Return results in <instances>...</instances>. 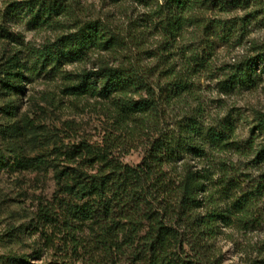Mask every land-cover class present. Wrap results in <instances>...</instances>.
I'll return each mask as SVG.
<instances>
[{"label":"trees","instance_id":"1","mask_svg":"<svg viewBox=\"0 0 264 264\" xmlns=\"http://www.w3.org/2000/svg\"><path fill=\"white\" fill-rule=\"evenodd\" d=\"M137 1L150 6L149 11L122 23L111 15V26L91 16V8L80 0L10 1L4 16L27 17L33 28L62 33L41 47L27 48L26 58L17 49L1 63L0 90L19 92L25 71L44 72L63 75L69 95L108 103L111 129L99 143L81 141L32 159L51 169L58 189L40 209L46 225L60 222L73 231V240L85 225L92 245L83 248L96 249L106 257L104 264H215L211 240L218 219L226 218L219 202L239 184L224 173L215 181L210 155L236 144L241 113L228 111L208 121L201 80L214 81L222 95L257 88L264 45L249 40L253 55L219 65L216 51L242 45L253 24L264 26V9L257 7L262 1ZM155 36L160 41L153 44ZM0 37L19 44L2 22ZM91 54L90 68L63 73V65L87 62ZM175 110L181 112L166 124L163 116ZM251 116V131L262 136L254 160L264 164V112L252 109ZM143 136L147 141L141 160L124 163L120 151L126 153ZM262 194L264 176L229 207L243 215ZM12 261L30 264L22 257Z\"/></svg>","mask_w":264,"mask_h":264},{"label":"rangeland","instance_id":"2","mask_svg":"<svg viewBox=\"0 0 264 264\" xmlns=\"http://www.w3.org/2000/svg\"><path fill=\"white\" fill-rule=\"evenodd\" d=\"M10 1L0 0V22L19 38V44L0 37V69L1 63L17 49H21L20 56L26 58L27 48L41 47L62 33L51 27L33 28L27 17L4 16ZM261 1L257 7L264 9V0ZM80 2L91 8V16L104 19L110 26L111 15L120 23L150 9L137 0ZM253 25L242 45L232 49L217 48V65L242 54L253 55L249 40L264 45V26ZM158 40L159 37L155 36L150 42L156 44ZM94 58L92 55L87 62L66 64L61 69L67 74L79 72L90 68ZM20 84L19 92L0 90V156L3 161L0 163V264H14L12 257H22L30 264H104L106 257L96 249L83 248L85 244L92 245L90 231L85 225L74 232L78 239L73 240V231L68 232L60 222L44 223L40 209L58 195V189L51 169L34 165L32 159L54 155L59 149L65 151L81 141L99 143L111 129L108 103L100 98L67 94L64 90L66 81L60 74L52 76L25 71ZM201 85L208 121L218 119L228 111L241 113L234 137L236 144L223 150H212L210 155L215 160L213 179L218 180L224 173L226 177L238 179L239 184L219 202L220 212L226 218L218 219L211 240V257L215 264H264V194L258 196L243 215L229 207L233 198L249 191L264 176V164L254 160L262 136L251 131L254 126L251 110L264 112V72H261L257 88L252 91L222 95L214 89V81L209 82L204 76ZM180 112H166L163 121L172 123ZM146 141L143 136L131 144L126 153L120 151L122 161L137 164L143 156Z\"/></svg>","mask_w":264,"mask_h":264}]
</instances>
